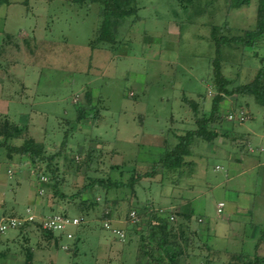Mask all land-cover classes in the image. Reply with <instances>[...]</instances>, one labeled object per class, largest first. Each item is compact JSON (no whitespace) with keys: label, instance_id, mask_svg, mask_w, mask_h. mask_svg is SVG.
Here are the masks:
<instances>
[{"label":"rangeland","instance_id":"rangeland-1","mask_svg":"<svg viewBox=\"0 0 264 264\" xmlns=\"http://www.w3.org/2000/svg\"><path fill=\"white\" fill-rule=\"evenodd\" d=\"M70 1L9 0L0 5V35L11 38L0 53V128L8 117L21 127L20 137L29 135L42 142L46 155L53 154L63 136L69 135L68 145L52 164L62 199L51 188L45 164L8 159L0 149V214L21 215L30 207L39 216L65 212L83 219L81 227L69 229L79 236L76 254L54 248L30 227L0 235V264H24L28 249L32 264H133L137 239L119 242L100 229L105 197L120 200L111 206V224L121 229L130 206L138 210L145 204L162 217L190 212L189 229L200 228L202 237H192L185 249L192 255L182 256L181 264H231L230 254L252 255L257 239L264 236V198L253 208L250 199H244L241 207L252 210L235 216L227 214L230 205L225 207V157L236 153L238 146L227 145L217 152L212 150L217 142L195 139L183 167L156 168L152 177L138 181L134 196L126 189L105 195L95 188L82 194L81 198L96 202L86 212L79 211L80 199L70 196L91 178L109 176L125 182L131 171L149 172L151 161L165 145H174L177 134L194 129L192 112L182 98L197 101L199 115L208 113L214 95L210 26H221L226 20L233 34L252 29L257 0L238 9L229 8L228 0H195L194 8L193 0H136L137 20L130 27V20L124 21L122 44L114 53L101 44L94 50L89 47L98 4ZM221 54L223 75L234 84L247 83L264 63V42L251 50L225 46ZM77 106L86 111L96 107L99 115L95 121L86 117L75 123ZM240 111L250 113L244 122L226 118ZM218 115L220 122L213 128L221 131L222 123L236 132L253 130L251 142H261L264 104L254 97L225 98ZM9 143L18 145L21 140ZM215 166L224 171H215ZM119 170L124 171L122 176ZM241 179L247 186L256 176L247 173ZM39 188H43L41 195ZM218 203L224 205L221 214L216 212ZM172 221L181 220L175 216ZM259 253L264 257V243Z\"/></svg>","mask_w":264,"mask_h":264},{"label":"trees","instance_id":"trees-1","mask_svg":"<svg viewBox=\"0 0 264 264\" xmlns=\"http://www.w3.org/2000/svg\"><path fill=\"white\" fill-rule=\"evenodd\" d=\"M180 3H185L187 0H179ZM72 4L82 5L85 2L97 3L99 6L98 21L93 39L90 40L89 47L91 50L96 49L99 44L104 45V49L110 53H114L122 44L123 32L121 27L126 19L129 21V27L137 20V2L136 0H71ZM191 2V0H190ZM9 4V0H0V5ZM250 4V0H228L229 8L238 9L242 6ZM195 0H193V8ZM199 13H200V9ZM238 31V30H237ZM209 38L214 46V56L211 60V84L214 90V95L210 102L208 113L202 112L199 115L198 103L195 100L182 98V101L190 108L192 118H194V129L186 130L182 134L175 136L176 143L171 146H166L164 150L157 155V159L152 162L149 172L128 173L126 181L111 180L108 178H91L90 181L84 184L77 193L70 198H78L79 211L86 212L88 208L96 205V202L81 198V195L87 191H93L98 188L104 194L108 195L111 191L126 189L134 196V187L139 180L152 177L155 174L156 168L173 171L183 167L187 162L185 158L191 153V145L195 139H200L205 142H211L218 137L214 123L220 122L218 115L219 104L228 97L252 96L258 103L264 104V63L257 68L252 78L247 83L234 84L233 81L226 78L221 70V50L223 47L240 46L243 49H254L258 42H264V0H257L255 7V23L250 30H244L241 33L233 34L229 23L225 20L221 26H210ZM26 39V38H25ZM24 40V39H23ZM11 44V38L4 36L0 44V53L5 46ZM264 62V61H263ZM90 103L89 98L86 99ZM75 123L81 122L86 117L92 120L99 115L98 109L92 107L90 111H86L80 106L76 108ZM0 128V149L5 152L6 158L11 159L17 157L25 158L31 164H45L46 171L50 175L52 186L55 193L60 199L64 196L57 189L55 179L56 168H52L53 162L63 153L64 148L68 145V134H65L61 139L59 147L51 155L45 154V147L42 142H37L29 135L21 136L22 129L17 123L5 117ZM67 125V121H66ZM10 140H21V143L10 144ZM78 159V157H76ZM78 161V160H77ZM118 168V167H116ZM115 168V169H116ZM119 175L122 176L124 171L119 170ZM38 179L40 177L37 176ZM41 183V182H40ZM39 183V184H40ZM43 189V188H42ZM119 199L104 198V204L101 208V213L98 221L101 223L100 229L105 231L102 223L108 221L113 223V215L111 206L119 203ZM137 211L139 222L132 224L129 219L130 211ZM159 211L148 208L145 204L138 210L135 207H129L125 214L123 230L127 239L136 238V255L133 264H180L182 256L189 257L185 249L189 241L195 235L196 230L189 229L191 221L190 212H175L173 216H178L181 221H170L169 216L162 217L158 215ZM67 215L65 212L60 213ZM7 215V214H0ZM9 215H18L11 213ZM147 218L145 222L140 221L142 218ZM81 223L77 227H81ZM35 227L45 237L51 241L54 248H61L65 241L62 234H56L50 231H45L39 225L28 224L20 227L16 231L27 230V228ZM263 235V234H262ZM264 241V236L259 238L258 243ZM68 243V249L64 251H72L76 254V245L79 242L78 233H73V238ZM123 243V244H124ZM255 246V249L258 245ZM146 248V249H145ZM62 249V248H61ZM32 251L28 249L25 253L24 264H32ZM229 263L231 264H264V257L255 253L247 254H230Z\"/></svg>","mask_w":264,"mask_h":264},{"label":"crops","instance_id":"crops-1","mask_svg":"<svg viewBox=\"0 0 264 264\" xmlns=\"http://www.w3.org/2000/svg\"><path fill=\"white\" fill-rule=\"evenodd\" d=\"M2 39L3 37L2 35H0V44L2 42ZM244 112L246 113L247 118H249L250 113L248 111H244ZM222 126H223L222 123H220L221 131L215 129L218 134V137L211 141V142L214 141L217 142L214 146H212L213 148L212 150L218 152L219 149H224L225 147H228L227 145L239 147L236 153L231 154V152H229V154H227V156L225 157L227 158V164H226L227 170L226 172H224L223 175V179L224 181H226V188L224 195L226 201L225 207L229 205L231 207L229 208V212L227 214L228 216H233V215L235 216L239 214L241 211L250 212V210H252V209L249 210L250 208L249 206L241 207V205L244 204L243 203L244 199H246L247 201H249L250 199L253 208L255 203L259 201L260 198H264V155H262L264 154V144H263L264 132L262 133V135H259L261 142H259V144L257 145L256 144L254 145L251 142L252 140L251 136L255 135L253 130H249L245 133H241L234 131L233 128L228 129V128H223ZM196 162H198L197 159ZM214 169L215 171H221V170L224 171L222 167L215 166ZM247 173L255 174L256 179L253 181L254 183L249 182L248 185L246 186L245 182H243V179H241V181H238V178L244 177V175H246ZM257 178H260L259 182H257ZM255 186L256 188L259 186L258 191H255L254 189ZM252 193L254 195H252ZM256 196H258L259 198H257ZM198 223H202V221ZM199 229H196V233L194 237L196 236L199 237L200 239L202 237L201 236L202 230ZM259 235H261V231L259 232ZM258 240L259 238L257 239L255 246L258 243ZM263 243L264 241L258 243L256 249L254 246V251L259 256H262L259 253V251H260V246ZM135 255H136V250H135ZM135 255H134V259H135ZM229 256L230 255H228V261H229ZM189 257H185V258H189Z\"/></svg>","mask_w":264,"mask_h":264},{"label":"built area","instance_id":"built-area-1","mask_svg":"<svg viewBox=\"0 0 264 264\" xmlns=\"http://www.w3.org/2000/svg\"><path fill=\"white\" fill-rule=\"evenodd\" d=\"M229 121H236L237 123H242L247 119L245 112L240 111L238 114H228L226 117ZM9 173V172H8ZM41 181H45L41 177ZM38 194L43 193V189L39 188ZM223 203H218L216 212L220 214L223 209ZM129 219L132 224L139 222V217L137 211L132 210L129 213ZM81 218L70 217L68 215H63L60 213H53L51 215L39 216L29 207L24 210L21 215H0V235L5 234L9 230H17L25 225L37 224L39 227L45 231H50L56 234H62L66 241H70L73 238V232L69 231L71 227H77L81 223ZM169 220H173V216H169ZM198 222H201L198 219ZM102 227L105 231L110 233L119 242H124L126 235L123 229L113 226L108 221L102 223ZM62 250L68 249V243L61 245Z\"/></svg>","mask_w":264,"mask_h":264}]
</instances>
